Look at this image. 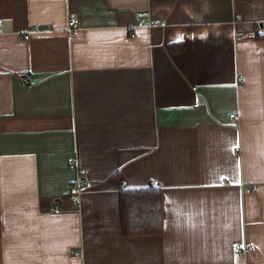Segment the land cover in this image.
<instances>
[{
    "label": "crops",
    "instance_id": "obj_1",
    "mask_svg": "<svg viewBox=\"0 0 264 264\" xmlns=\"http://www.w3.org/2000/svg\"><path fill=\"white\" fill-rule=\"evenodd\" d=\"M0 18V264H264V0H0ZM155 186L164 231L125 236L121 191Z\"/></svg>",
    "mask_w": 264,
    "mask_h": 264
},
{
    "label": "trees",
    "instance_id": "obj_2",
    "mask_svg": "<svg viewBox=\"0 0 264 264\" xmlns=\"http://www.w3.org/2000/svg\"><path fill=\"white\" fill-rule=\"evenodd\" d=\"M120 216L125 236L162 233L164 214L161 189L155 186L122 190Z\"/></svg>",
    "mask_w": 264,
    "mask_h": 264
},
{
    "label": "built area",
    "instance_id": "obj_3",
    "mask_svg": "<svg viewBox=\"0 0 264 264\" xmlns=\"http://www.w3.org/2000/svg\"><path fill=\"white\" fill-rule=\"evenodd\" d=\"M69 21H68V25L66 28V31L69 33L70 37H75L78 33V29L80 28V23H81V18L79 17L78 13L75 12H71L69 15ZM244 17L243 15H238L236 17V21H243ZM4 24V20H2V18H0V29H2ZM255 30H254V34L255 35H260V36H264V21H257L255 22ZM36 28H39V25H36ZM26 38H30V33L26 34ZM26 81H29V78L26 77L25 78ZM235 114H232V116H234ZM70 161L74 162V157H70L69 159ZM158 180L155 179V181L152 182L153 185L157 184ZM83 186L82 183H79V187L81 188ZM76 197V195L74 196V198ZM256 245L252 244V243H237L235 245V251L236 252H242L244 250H249V249H253L255 248ZM78 254V253H77Z\"/></svg>",
    "mask_w": 264,
    "mask_h": 264
}]
</instances>
